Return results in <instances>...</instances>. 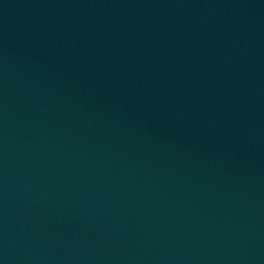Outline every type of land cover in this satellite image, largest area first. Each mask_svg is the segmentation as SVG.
Wrapping results in <instances>:
<instances>
[{"label": "water", "instance_id": "obj_1", "mask_svg": "<svg viewBox=\"0 0 264 264\" xmlns=\"http://www.w3.org/2000/svg\"><path fill=\"white\" fill-rule=\"evenodd\" d=\"M0 132L131 264H264V0H0Z\"/></svg>", "mask_w": 264, "mask_h": 264}]
</instances>
